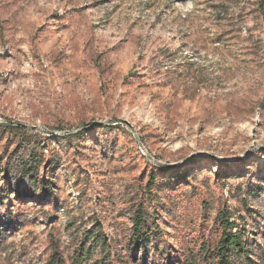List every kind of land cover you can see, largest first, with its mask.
Wrapping results in <instances>:
<instances>
[{"label":"rangeland","instance_id":"1","mask_svg":"<svg viewBox=\"0 0 264 264\" xmlns=\"http://www.w3.org/2000/svg\"><path fill=\"white\" fill-rule=\"evenodd\" d=\"M0 122V264L95 227L113 264H183L222 212L264 259V0H0Z\"/></svg>","mask_w":264,"mask_h":264},{"label":"trees","instance_id":"2","mask_svg":"<svg viewBox=\"0 0 264 264\" xmlns=\"http://www.w3.org/2000/svg\"><path fill=\"white\" fill-rule=\"evenodd\" d=\"M25 168H27L26 173L30 174V167ZM150 184L151 182H149L148 187H150ZM13 192L20 194L18 190ZM14 217L11 211H7L5 215L0 214V234H5L8 228L17 226V223L13 220ZM147 221L145 209L139 204L132 213L131 242L136 247H140L146 239L149 240L153 236L152 229L148 226ZM218 225L220 234L213 246L201 244L196 253L183 258V264H234V259L239 260L241 258L247 259L248 264H264L263 258L258 263L252 262L249 257L246 231L243 227L238 228L233 221H230L228 212L220 213ZM99 231L97 227L83 231L82 239L76 249L73 250L72 264H83V261H90V264H113L109 254L111 249L108 247L106 238ZM95 245L100 246V257L93 260ZM49 257L48 264H62L61 257L56 253Z\"/></svg>","mask_w":264,"mask_h":264},{"label":"water","instance_id":"3","mask_svg":"<svg viewBox=\"0 0 264 264\" xmlns=\"http://www.w3.org/2000/svg\"><path fill=\"white\" fill-rule=\"evenodd\" d=\"M115 122H119V123L125 124V125L129 126L130 128H132L131 125H130L126 120L117 119V120H115ZM0 124H10V122H0ZM92 124H95V122H90V123L82 124V125L76 127L75 129H82V128L86 127L87 125H92ZM18 125H19V126H23V127L36 128V127H34V126H27V125H23V124H18ZM47 132H48V133H51V134H55V132H53V131H48V130H47ZM137 143L139 144V141H138V140H137ZM252 148H259V149L264 150V146H260V145H257V144L254 145L253 147L249 148L248 150H250V149H252ZM248 152H249V151H247L246 153L240 155L239 157H235V158H224V157H218V156H215V155H210V156H211V157H214V158L221 159V160L226 161V162H234V161H237V160L242 159V158L245 156V154H247ZM145 155H146V154H145ZM186 160H187V159L182 160L181 163H183V162L186 161ZM168 165H169V164H168Z\"/></svg>","mask_w":264,"mask_h":264}]
</instances>
